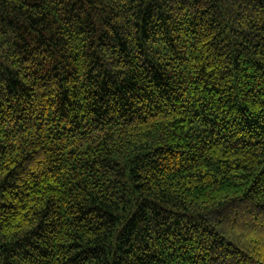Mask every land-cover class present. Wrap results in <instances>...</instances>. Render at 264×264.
Listing matches in <instances>:
<instances>
[{"label": "trees", "instance_id": "obj_1", "mask_svg": "<svg viewBox=\"0 0 264 264\" xmlns=\"http://www.w3.org/2000/svg\"><path fill=\"white\" fill-rule=\"evenodd\" d=\"M0 264H264V0H0Z\"/></svg>", "mask_w": 264, "mask_h": 264}]
</instances>
